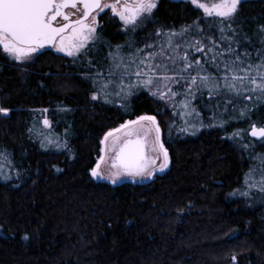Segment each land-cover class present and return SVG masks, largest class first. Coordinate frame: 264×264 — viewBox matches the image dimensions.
<instances>
[{
    "label": "trees",
    "instance_id": "16d2710c",
    "mask_svg": "<svg viewBox=\"0 0 264 264\" xmlns=\"http://www.w3.org/2000/svg\"><path fill=\"white\" fill-rule=\"evenodd\" d=\"M219 21L190 0H158L134 31L104 12L87 56L44 48L21 63L0 48V107L9 109L0 113V264H264V191L238 193L255 157L264 158V140L233 136L264 124V100L254 97L255 108L241 118L231 106L224 110L225 97L206 95L224 124L193 134L178 131L191 127L186 112L175 115L176 129L172 109L146 90L120 99L112 88L111 102L92 99L100 83L90 74L106 69L109 53L122 46L127 62L144 45L163 42L157 30L191 29L182 38L187 43L219 39L223 27L226 36L235 31L239 52L256 56L264 0H242L231 22ZM142 114L158 121L168 168L141 183L94 179L90 169L105 132Z\"/></svg>",
    "mask_w": 264,
    "mask_h": 264
},
{
    "label": "snow or ice",
    "instance_id": "6c2138e0",
    "mask_svg": "<svg viewBox=\"0 0 264 264\" xmlns=\"http://www.w3.org/2000/svg\"><path fill=\"white\" fill-rule=\"evenodd\" d=\"M190 2L201 9L206 16L219 17L220 24H224L225 21H232L242 0H216L211 4L201 0H190ZM157 6L158 0H122V2L114 0L112 3H104L102 0H0V48L21 63L32 60L34 54L46 46L74 58L87 56L89 41L94 42L98 38L96 16L99 13L111 9V12L123 22L126 31H134L139 24L152 16ZM72 17L76 18L72 19ZM227 27L231 28V23H228ZM190 30L182 29L178 33L174 31L164 33L157 30L154 34L157 39L166 36L160 51L145 52V49L153 47L152 44H146L144 49L130 53L127 62L120 55L122 46L118 45L116 51L110 52L106 58V69L97 68L90 74L94 84L100 83V88L98 92L93 93L92 99L103 97L105 102H111L107 91L109 87L114 89L111 95L116 97L127 95L123 86L124 78L130 79L131 76H135L141 86L161 100L171 102L173 98L183 96L184 100L180 103L184 109L189 108L191 101L197 99L198 94L203 98L206 92L210 101L217 97H225V111L231 106L233 111L239 112L241 118L248 116L256 105L252 103L250 107L247 102L253 101L254 97L256 101L264 100V41L261 42V49L256 50L255 57L246 49L241 53L238 48L242 45L234 38L235 31L233 30L232 36H226L222 27L219 29V39L209 35L185 44L186 48L194 49L195 53L201 54V57L191 55L186 50L178 58L165 55L168 50L175 52L180 49L181 45L175 42V38L186 37ZM198 31L203 30L198 28ZM261 31L264 32V26H261ZM233 44L237 47H233ZM158 57L160 62H156ZM169 62L172 64L171 68ZM88 64L91 66L92 61L89 60ZM133 66L135 71L131 70ZM174 85L179 90L174 89ZM116 87H119L118 91L115 90ZM237 103L242 107L237 108ZM216 107L220 105L216 104ZM192 111L195 112V109L193 108ZM8 112L9 109L0 107V113L7 115ZM215 118L214 113L213 119ZM43 123L46 126L50 125L47 118H44ZM223 124L224 121H221L220 126L222 127ZM121 130L125 137L123 142L119 143L120 137H114L112 145L113 150L118 145L112 163L116 171L107 179L115 183L122 175L133 177L153 175L157 169H148L145 163L147 158L144 155L145 140L152 131L155 132L154 151H158L163 156V162L158 170L163 171L168 166V150L161 141V128L155 116L141 115L135 120L126 121L119 128L105 133L101 143L106 144L109 137H113V133ZM239 134L236 132L233 136ZM250 135L264 140V126L257 127L253 124ZM151 162L155 164V160ZM98 167L99 165L91 170L93 177L100 176ZM260 184L264 185V177L261 178ZM253 186L249 185V187ZM260 190L264 191V187H260ZM240 194L247 196L249 193ZM232 259L235 260V256Z\"/></svg>",
    "mask_w": 264,
    "mask_h": 264
},
{
    "label": "rangeland",
    "instance_id": "374dc122",
    "mask_svg": "<svg viewBox=\"0 0 264 264\" xmlns=\"http://www.w3.org/2000/svg\"><path fill=\"white\" fill-rule=\"evenodd\" d=\"M201 2H206V3L211 4V3L216 2V0H201ZM106 11H109L112 15H114L111 12V9H105L104 12H106ZM104 12L99 13V15L96 16V19L98 21L97 29L100 25V17ZM116 17L120 21L119 17L118 16H116ZM120 22L122 24V27L125 29L123 22L122 21H120ZM176 32L178 33L179 31H176ZM165 39H166V36H163V42L158 41V44H156L155 46H154V44H152V42H150V44H152L153 47L149 48V49H145V52H159L161 44L164 43ZM90 42L91 41H89V43ZM175 42L179 43L181 45L180 49L176 50L175 52L168 50L165 53V55H173V56H176L178 58L180 55L183 54V51H185V50L188 51L189 53L191 52V50H190L191 48L185 47L186 41L183 40L181 37H176ZM165 47H167V46L165 45ZM144 48H145V45L142 47V49H144ZM52 49L55 52H57L54 48H52ZM57 53H61V52H57ZM62 54H64V53H62ZM156 62H160L159 57L157 58ZM169 67L170 68L172 67V64L170 62H169ZM132 69L135 71V66H133ZM129 85H132V87H129ZM123 86L125 88V92L127 93V95L122 94L120 99L129 96L131 94V92H134L137 90H146L149 94H151L147 88H145L139 84V82L135 76H133V78L131 80H129L128 82L124 81ZM173 87H174V89L179 90V89H177V86L174 85ZM108 90L109 91L112 90V87H109ZM206 95H207V93L205 92L203 97H205ZM156 98H158V97H156ZM182 100H184L183 96H177V97L173 98V100L171 102L163 100L173 111V115H174L173 117L174 118L172 119L171 125H173L176 129L178 128V125L176 124L177 119H175V115H177L181 111L180 109H182L184 112H186V114L190 117V123H191L190 126L191 127L186 128L188 130L187 132H195V131L202 129L203 127L220 125V122H218V120H216V118L213 119L214 113H213V110H211L209 104H207V102L204 101V99L201 98L199 96V94L197 95V99L191 101V104H190L188 109H184L181 106L180 102ZM251 102H253V101H251ZM251 102H249V103H251ZM237 104H239V103H237ZM193 108L195 109V112L192 111ZM142 115H151V114H142ZM179 115L180 114H178V116ZM187 115L184 114L183 117L181 118L182 123L187 122V120H188ZM139 116H141V115H139ZM137 117H135L133 119H129V120H135ZM43 120H42V122H43ZM129 120H126V121H129ZM126 121H124L121 124H124ZM120 125H118L117 127L109 129L105 133L109 132L112 129L119 128ZM252 125L253 124H249L248 127H246V129L244 128L241 131H237V132H239V133L244 132L246 135H249V131H250ZM178 131H180V130H178ZM141 135L143 136V132H141ZM104 136H105V134L103 135L101 141L104 140ZM114 137H120L119 143H122L123 139L125 138L123 130H121L120 132H117V133H113V137H109L106 144H102V143L100 144L99 156L97 157L96 162L93 165V167L90 169V174H91V170L93 168H97V165H99L97 170L100 173V176L99 177H93L91 175L94 179L106 181V182H109L111 184H117V183H121L124 181L141 183V182H146V181L150 180L155 174L161 173L168 168L169 163H168V166L163 171L158 170L159 165L163 162V156L158 151H154L155 132L152 131V132L148 133L146 140H145L144 155L147 158L145 163L147 164V167L149 170H151L153 168H155L157 170L153 172V175L151 177H147V176L133 177V176H129V175H122L119 179L116 180L115 183H113L112 180L107 179V177L110 176L114 171H116V169H114L112 167V163L115 160L116 151H118V145L114 150L112 149ZM133 138H135V137H133ZM102 149H104V150L102 151ZM152 160H155V164H153L151 162ZM262 177H264V158L258 159L257 157H255L254 163H253L252 167L250 168L247 176L245 177V180L243 183L244 188H241V190L238 193L249 192V190L251 188H253L254 186L264 187V185L260 184ZM249 185H254V186L249 187ZM250 194H249L250 196L254 195L252 193H250Z\"/></svg>",
    "mask_w": 264,
    "mask_h": 264
},
{
    "label": "water",
    "instance_id": "95a60500",
    "mask_svg": "<svg viewBox=\"0 0 264 264\" xmlns=\"http://www.w3.org/2000/svg\"><path fill=\"white\" fill-rule=\"evenodd\" d=\"M74 19H75V18H74ZM45 48H52V47H50V46H46ZM262 126H264V124H263ZM262 126H257V127H262ZM250 131H251V129H250ZM250 131H249V135H250ZM250 137H252V136L250 135ZM252 138H254V139H256V140H260V138H257V137H252Z\"/></svg>",
    "mask_w": 264,
    "mask_h": 264
},
{
    "label": "flooded vegetation",
    "instance_id": "af4514ba",
    "mask_svg": "<svg viewBox=\"0 0 264 264\" xmlns=\"http://www.w3.org/2000/svg\"><path fill=\"white\" fill-rule=\"evenodd\" d=\"M102 2H104V3H112V2H114V0H102ZM121 2H122V0H121ZM74 18H76V17H72V19H74Z\"/></svg>",
    "mask_w": 264,
    "mask_h": 264
}]
</instances>
